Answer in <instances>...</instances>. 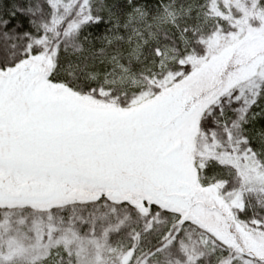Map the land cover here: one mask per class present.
Returning <instances> with one entry per match:
<instances>
[{
	"label": "snow or ice",
	"instance_id": "snow-or-ice-1",
	"mask_svg": "<svg viewBox=\"0 0 264 264\" xmlns=\"http://www.w3.org/2000/svg\"><path fill=\"white\" fill-rule=\"evenodd\" d=\"M0 264H264V0H0Z\"/></svg>",
	"mask_w": 264,
	"mask_h": 264
}]
</instances>
